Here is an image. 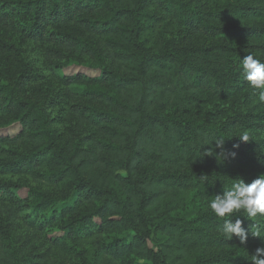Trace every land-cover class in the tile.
I'll return each mask as SVG.
<instances>
[{
  "label": "trees",
  "instance_id": "obj_1",
  "mask_svg": "<svg viewBox=\"0 0 264 264\" xmlns=\"http://www.w3.org/2000/svg\"><path fill=\"white\" fill-rule=\"evenodd\" d=\"M250 53L264 0H0V264H252L208 208L264 174Z\"/></svg>",
  "mask_w": 264,
  "mask_h": 264
},
{
  "label": "clouds",
  "instance_id": "obj_2",
  "mask_svg": "<svg viewBox=\"0 0 264 264\" xmlns=\"http://www.w3.org/2000/svg\"><path fill=\"white\" fill-rule=\"evenodd\" d=\"M241 64L244 80L257 93L258 98L254 103L264 105V62H261L254 54L250 53L244 57ZM238 139L240 142L248 143L249 133L243 131ZM212 141H214L215 148L220 150L217 157L221 161L229 156L235 158L236 152L225 149L223 139L207 141V145L211 144ZM238 147V144L233 145V149H238ZM204 153L206 156L215 154L212 148ZM208 208L217 218L223 220L222 233L229 240L235 236L239 239L241 245L246 243L248 233L242 227L243 221L239 217L236 219L231 218L234 213L243 212L248 220L257 221V224H254L251 229L252 237L258 238L264 243V225H260V221H264V174H259L257 178L248 184L242 178L232 180L221 195L211 198ZM251 261L252 264H264V247L256 248L254 255L251 256Z\"/></svg>",
  "mask_w": 264,
  "mask_h": 264
},
{
  "label": "rangeland",
  "instance_id": "obj_3",
  "mask_svg": "<svg viewBox=\"0 0 264 264\" xmlns=\"http://www.w3.org/2000/svg\"><path fill=\"white\" fill-rule=\"evenodd\" d=\"M79 71H85V70L83 69V67H81V66H79L77 64H71L68 67V69L66 70V74H75V73H77ZM86 73L89 74V75H91V76H95L96 75V72H86ZM17 129H18V126L17 125H14L12 127V130H10V133L16 132ZM19 194H20V196H24L25 191L23 190ZM157 239H158L159 242H162V241L165 240L164 237H162L161 235H157ZM87 257H88L89 264H93L94 259H95V254L92 251H90L88 253Z\"/></svg>",
  "mask_w": 264,
  "mask_h": 264
}]
</instances>
